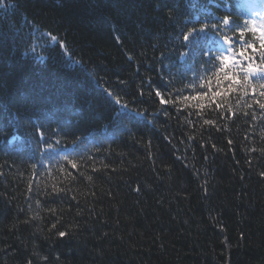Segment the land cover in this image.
<instances>
[{
  "label": "trees",
  "instance_id": "1",
  "mask_svg": "<svg viewBox=\"0 0 264 264\" xmlns=\"http://www.w3.org/2000/svg\"><path fill=\"white\" fill-rule=\"evenodd\" d=\"M251 5L0 3V264H264Z\"/></svg>",
  "mask_w": 264,
  "mask_h": 264
},
{
  "label": "snow or ice",
  "instance_id": "2",
  "mask_svg": "<svg viewBox=\"0 0 264 264\" xmlns=\"http://www.w3.org/2000/svg\"><path fill=\"white\" fill-rule=\"evenodd\" d=\"M0 3H3V0H0ZM222 23H223V25H224L225 27L229 26V20H228V18L225 17V18L223 19ZM213 27H215V26H213ZM201 31H203V29H201ZM241 35H242V33H241ZM261 35L264 36V33H262ZM51 39H52L54 42H56V43L58 44L59 47H61V48L64 47V45H63L62 43H60L59 41H57V38H56L55 36H52ZM184 39L187 40L188 37L185 36ZM226 42H227V37H226V36H225L223 39L218 38V44H219L220 47H224ZM236 43H237V44H243V41L238 40V41H236ZM261 46L264 47V43H262ZM249 47H250V45H249ZM224 50L227 51V52H229L230 54H229V55H226V56H224V57L221 58L222 63H223L224 66L220 69V71L224 72V77H223L224 79H232V77H231V76L229 75V73L226 71V68H227V66H228L230 63H236V61L234 60L233 56L231 55V53H232V49H231V47H225ZM244 55H245V53H244V51L242 50V51L239 53V56L243 59V58H244ZM251 71H253V69L251 68V66H249V73H251ZM261 78L264 79V75H262ZM218 94H219V93H217L216 95H218ZM157 95H159V93H157ZM261 95H264V92H262ZM115 102H116L117 104H119V100H118V99H117ZM260 107H261V108H264V104H261ZM121 108L125 109L126 111H132L131 109H127L126 105H121ZM136 115H137V116H142L143 113H136ZM206 123H208V122L206 121ZM73 167H75V165H73ZM53 227H55V225H53ZM59 235H60L61 237H63V236L65 235V233H64V232H60Z\"/></svg>",
  "mask_w": 264,
  "mask_h": 264
},
{
  "label": "rangeland",
  "instance_id": "3",
  "mask_svg": "<svg viewBox=\"0 0 264 264\" xmlns=\"http://www.w3.org/2000/svg\"><path fill=\"white\" fill-rule=\"evenodd\" d=\"M254 4L256 5V0H254ZM264 11V10H263ZM253 12H255V15H252L253 19L251 20L252 21V24L254 25V27H259L262 25L263 28H264V15H262L260 12H258L257 8L253 7L252 8V11H251V14H253ZM225 51V50H224Z\"/></svg>",
  "mask_w": 264,
  "mask_h": 264
},
{
  "label": "bare ground",
  "instance_id": "4",
  "mask_svg": "<svg viewBox=\"0 0 264 264\" xmlns=\"http://www.w3.org/2000/svg\"><path fill=\"white\" fill-rule=\"evenodd\" d=\"M30 28V27H29Z\"/></svg>",
  "mask_w": 264,
  "mask_h": 264
}]
</instances>
